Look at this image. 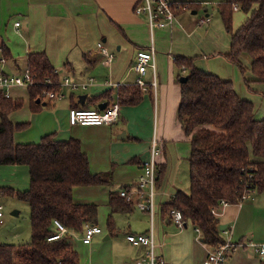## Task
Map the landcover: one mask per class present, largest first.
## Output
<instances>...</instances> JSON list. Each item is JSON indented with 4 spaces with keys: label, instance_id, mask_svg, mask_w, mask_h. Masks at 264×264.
Masks as SVG:
<instances>
[{
    "label": "crops",
    "instance_id": "crops-1",
    "mask_svg": "<svg viewBox=\"0 0 264 264\" xmlns=\"http://www.w3.org/2000/svg\"><path fill=\"white\" fill-rule=\"evenodd\" d=\"M170 1L182 5L175 11L172 26L151 31L147 15L134 12V7L140 0H0V72L5 75H19L28 68L29 54H43L49 64L59 71L60 76L69 75L77 81L93 78V83L87 90L78 94V101L77 95L74 94L79 105L77 108H98L100 103L109 102L107 99L99 103H86L87 98L98 97L106 92L109 89L108 83L135 85L138 74L132 71L131 67L136 54L140 50H147L151 42L154 45V69L147 68L142 75L143 81L149 85L147 91H142V98L137 104L120 105L118 118L114 123L98 126L70 125L68 111L71 108V94H66L67 97L63 99L68 100L64 104L63 99L51 101L52 104L43 101L54 107L57 123L43 124V112L34 113L32 126L14 135V142L17 144L36 143L26 141L24 135L34 127L38 118L42 137L53 133L58 140L78 139L82 151L88 157L90 172L109 173L111 183L75 187L72 191L73 201L96 205L104 202L107 204L108 216L110 193H119V188H130L135 182L141 170V163L149 157L150 144L153 137H156V132L162 137L160 143L163 147L168 142V154L164 148L157 159L162 179L156 184L152 220L146 212L131 213L135 205L132 200L130 203L133 204V210L130 213H113L112 233L102 230V233L94 235L88 244L81 241L80 235L76 236L77 243L71 241L78 254L79 264H129L145 257L147 247L132 246L126 240V235H145L150 228L154 243L153 252L162 258L164 264H201L212 249L201 241L200 235L194 231L191 224H185L183 229H179L171 222L168 212H162L163 205L177 191L189 193V169L188 189L182 186V190L178 188L179 180H176L177 168L173 169L174 151L171 148V143L182 139L184 129L181 126L179 132L172 127L167 133L166 126L169 121L165 119L167 109H173L174 105L175 121L179 122L176 112L180 102L177 78L180 79L181 74L185 75V71L175 65L174 57L191 58L198 69L232 82L236 94L252 103L255 119L264 118V99L258 96L264 97V83L257 81L251 72L249 61L245 64L243 57L240 58L243 74L238 66L228 60L231 36L229 33L225 34L222 22L213 20L212 13L217 12L218 16L219 5L228 3L229 0ZM201 9L204 15L196 19L194 15ZM203 19L204 22H201ZM99 47L113 55L111 63L105 62ZM153 80L155 86L150 85ZM20 88L24 87L11 86L0 88V91L11 98V91ZM26 92L28 95V88ZM116 93L117 90H114L110 101L115 100ZM82 94H85L86 98L80 104L79 95ZM55 102H61L59 108H55ZM40 107L47 106L40 103ZM14 112L8 118L13 124H19L20 122L13 121ZM156 119L158 126L153 133ZM119 122L122 128L117 135L125 133V136L116 138L123 139L126 143H118L113 136L112 127ZM163 137L167 139L163 141ZM140 142H143L141 146ZM20 170L24 174L22 181L26 178L29 181L28 167L0 166V189L25 191L28 182H24L27 184V187H24L10 177V184H2L4 182L1 180L5 178L6 171H14L17 174ZM162 185H166V190L160 191ZM100 186L109 187L100 189ZM5 196L0 193L2 199H5ZM12 213L16 214L12 216L18 215L17 211ZM107 218H100L103 229ZM2 219L4 223V213ZM218 219L220 225H225L224 229L228 231L224 234L220 230L222 238L242 245L228 257L226 264H262L264 258L255 254L247 244H264V191L251 194L240 204L224 206Z\"/></svg>",
    "mask_w": 264,
    "mask_h": 264
},
{
    "label": "trees",
    "instance_id": "trees-1",
    "mask_svg": "<svg viewBox=\"0 0 264 264\" xmlns=\"http://www.w3.org/2000/svg\"><path fill=\"white\" fill-rule=\"evenodd\" d=\"M235 1L247 15L235 31L232 5L229 2L219 5L221 22L231 36L227 58L243 74L240 58L248 56L252 74L264 83V0ZM174 63L185 71L186 77L180 83L177 115L190 137L189 193L177 191L163 205L162 212L180 210L185 224L199 228L201 241L215 248L225 239L219 230V219L211 209L219 206L220 201L240 204L248 191H264V118L255 119L252 103L236 94L232 82L198 69L191 58L174 57ZM27 66L35 79V84L28 88L30 108L35 112L44 101L41 94L49 89L56 91L59 79L43 54H29ZM113 91L108 89L98 97L87 98L86 103L107 99L110 102ZM117 95L120 105H135L142 98V90L137 85H121ZM69 100L71 107L79 106L74 94ZM22 104L0 91V166L28 167L29 185L22 192L2 188L0 193L16 196L28 204L31 238L21 245L0 243V264H79L69 234L54 241L47 238L55 233V220L75 234H82L86 224L96 225L98 206L75 203L72 191L81 186L110 185L111 176L90 172L88 157L78 139L58 140L50 133L38 143H15L14 133L26 125L13 124L8 117ZM45 105L51 107L49 103ZM161 179L160 170L156 184ZM108 206L106 228L112 233L113 213H130L133 204L111 192Z\"/></svg>",
    "mask_w": 264,
    "mask_h": 264
},
{
    "label": "built area",
    "instance_id": "built-area-1",
    "mask_svg": "<svg viewBox=\"0 0 264 264\" xmlns=\"http://www.w3.org/2000/svg\"><path fill=\"white\" fill-rule=\"evenodd\" d=\"M233 10H237L239 6L235 0H229ZM182 5L180 3H174L170 0H140V2L134 7L136 14H145L148 18V24L150 30L155 28H166L172 26L175 21V11L180 9ZM204 22V19L201 20ZM18 25V23H16ZM100 53L105 57V62L108 64L112 62L113 55L107 53L103 47H99ZM154 55L155 49L151 42L147 50H140L136 54L135 62L133 63L131 70L138 74L135 79V85H137L142 91H147L149 85L143 81L142 75L145 74L147 68L154 69ZM55 73L58 75L57 90L49 89L41 94V99L46 101H56L63 99L66 94L83 93L93 83V78L88 77L86 81H77L75 78L69 75H62L57 69ZM47 83H51L46 81ZM35 84L34 76L30 73L29 69H25L23 73L19 75H5L0 72V88L6 89L11 86H23L31 87ZM155 86L153 80L150 84ZM109 89L117 90L120 83L111 84L108 83ZM5 95V94H4ZM8 97L7 95H5ZM78 99V95L76 100ZM78 101V100H77ZM120 104L118 95L116 93L115 100L110 101L103 110L98 108H77L71 107L68 111V122L70 125H82V126H98V125H110L114 123L118 118ZM162 154V144L155 138L152 139L149 149V157L141 163V170L138 174L135 182L131 187H122L119 191V196L126 201L134 203L140 211L146 212L152 220L154 214V197L156 194V183L159 177L157 159ZM252 177V174H249ZM253 192L248 191L244 195V199L249 198ZM228 204L225 201H220L219 206H215L211 209V212L215 216H219L221 209ZM169 218L174 225L183 229L185 227V220L180 210L170 209L168 211ZM3 207L0 205V224L3 223ZM55 233L47 238L48 241H54L59 239L65 234L70 232L57 220L54 221ZM194 231L200 235L199 228L194 227ZM225 234L228 231L223 229ZM102 233V230L97 225L86 224L81 234V241L84 244L91 242L94 235ZM126 240L134 247L145 246L147 252L145 257L135 260L129 264H164L161 257L157 256L153 252L154 243L151 228L145 235L143 234H127ZM242 246V245H241ZM238 244L225 239V241L215 248H212L207 256L204 258L201 264H226L228 257L238 248L241 247ZM249 248L253 250L260 258H264V244L255 245L254 243L247 244Z\"/></svg>",
    "mask_w": 264,
    "mask_h": 264
},
{
    "label": "rangeland",
    "instance_id": "rangeland-1",
    "mask_svg": "<svg viewBox=\"0 0 264 264\" xmlns=\"http://www.w3.org/2000/svg\"><path fill=\"white\" fill-rule=\"evenodd\" d=\"M210 11V10H209ZM211 13V12H209ZM213 20H217V22H221L219 15L217 16V12H213ZM204 15L203 10H199L197 15H194L197 18H200ZM247 18V15H245L243 12L241 11H234L232 14V29L235 31L237 28L240 27L241 24H243V22L245 21V19ZM212 20V21H213ZM224 29V28H223ZM225 34L227 35L228 32L224 29ZM244 59V63L246 64V61H249L248 56L244 55L243 56ZM246 67V66H245ZM183 74L179 75V77H182ZM177 85L179 87L178 90V94H180V82H179V78ZM27 87L24 88H20V90H12L11 91V99L12 100H21L22 101V106L16 110L14 112L13 115V121L14 122H20L19 124H25L26 128L23 130H19L16 131L14 135H16V133H22L25 130H28L32 124H31V120L33 118V114H39L41 112H43V124L46 125H53V122L57 123L56 119L57 117L54 115V107H40L36 112H33L30 108V103H29V96L27 95ZM75 95H78L79 93H74ZM261 99H264L263 96L258 95ZM256 96V97H258ZM67 97V96H66ZM64 101H62L64 103H66L68 100V98L63 99ZM178 100L180 101V97L178 98ZM59 103L61 102H55V108H59ZM52 104V103H51ZM177 112V109H176ZM38 116V115H37ZM165 119L168 122L166 128H167V133H169L171 131V128L173 127L174 129H178L180 132V128L181 125L179 124V122L177 123L175 121V106L173 105V109H167L166 111V117ZM173 120V121H172ZM178 124V126H177ZM145 125V124H144ZM155 128L153 130V133L156 132V126H158V121L156 119L155 124H154ZM40 124H39V119L37 118L35 123H34V127L30 129L29 132H27L24 136L26 138V141H32V142H39L41 139V135L42 133H40ZM65 128V127H64ZM122 128L121 122H119L116 126L112 127V131H113V136L115 137V140L118 143H126L125 140L123 139H117L116 137L119 135V133H117L120 129ZM147 128V127H146ZM184 131V130H182ZM184 134H182V139L177 140V142L171 143V148L174 151V162H173V169L177 168V177L176 180H179L180 185H178V188L183 187H187L188 189V156H189V147H190V137L187 136L185 134V132H183ZM118 134V135H117ZM159 133L156 132V137L155 138L157 141H161L162 137L160 135H158ZM158 135V137H157ZM165 139H163V141H165L167 138L163 137ZM138 142V141H137ZM129 143V142H127ZM143 144V142H140L139 145L141 146ZM167 145L168 142H166L165 147H163L162 145V151L167 152ZM160 158V157H159ZM109 171V170H107ZM5 178L1 179L2 184H10L8 183V178L10 177L12 180H15L16 183H18L19 185H22L24 187H27V182L29 185V181L26 178L25 181L23 180V173L20 170V172H18L16 174V172L14 171H6L5 172ZM166 177V175L164 176ZM163 177V180H164ZM21 182V183H20ZM26 182V183H24ZM113 184H115V182L113 181ZM5 187H8L7 185H5ZM84 187V186H81ZM100 189H106L109 186H100ZM176 187V185H175ZM177 188V187H176ZM78 189H85V188H78ZM182 189V188H181ZM186 189V190H187ZM119 191L121 190V188L118 189ZM162 190H166V185H162V187L160 188V191ZM184 190V189H182ZM5 199H2L0 197V204H2L3 206V213H4V223L0 224V243H6V244H13V245H21V244H25L28 243L30 241L31 238V227H30V220H29V208H28V204L26 202H23L21 200H19L16 196L12 197V196H5ZM75 199L79 200L78 197H75ZM156 201V198H155ZM98 205V216H97V226L101 229L104 230L103 232H107L106 229V220H105V228L103 229V227L101 228V224H100V218L101 216L104 218H107L108 216V208H107V204L106 203H102L99 202L97 203ZM13 211H17L18 215L12 216V212ZM135 211H140L139 209H137L136 205H134V210L131 212H135ZM81 234H75L73 232L69 233L70 239L71 241H73V243H77L76 242V236Z\"/></svg>",
    "mask_w": 264,
    "mask_h": 264
},
{
    "label": "water",
    "instance_id": "water-1",
    "mask_svg": "<svg viewBox=\"0 0 264 264\" xmlns=\"http://www.w3.org/2000/svg\"><path fill=\"white\" fill-rule=\"evenodd\" d=\"M179 81H180V83H184L185 81H186V77H184V76H182V77H180V79H179ZM86 98V95L85 94H82V95H79V102H80V104H82L83 103V101H84V99ZM36 103H40V100L39 99H37L36 100ZM42 105H45V103H41ZM106 107V103H100L99 105H98V109L99 110H103L104 108ZM125 136V133H122V135H120V136H118L119 138H123ZM12 214H15V213H12ZM16 215V214H15ZM224 226L225 225H220L219 226V230H223L224 229Z\"/></svg>",
    "mask_w": 264,
    "mask_h": 264
}]
</instances>
